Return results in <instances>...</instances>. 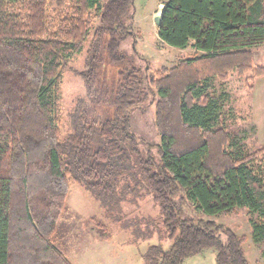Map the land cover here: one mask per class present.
Segmentation results:
<instances>
[{
    "label": "trees",
    "instance_id": "1",
    "mask_svg": "<svg viewBox=\"0 0 264 264\" xmlns=\"http://www.w3.org/2000/svg\"><path fill=\"white\" fill-rule=\"evenodd\" d=\"M47 5L0 0V264H71L53 236L73 183L105 206L147 190L170 240L158 248L161 264H182L209 248L216 264H250L246 236L201 214L244 207L253 240L264 243V145L248 152L217 126L220 100L208 93L215 77L232 71L264 75L254 64V48L264 45V0L161 3L159 39L193 53L146 81L157 97L159 162L131 131V111L148 99L140 69L105 76V65L123 62L134 0H70L53 14ZM87 38L79 77L86 96L112 111L98 121L76 115L63 134L61 74Z\"/></svg>",
    "mask_w": 264,
    "mask_h": 264
},
{
    "label": "rangeland",
    "instance_id": "2",
    "mask_svg": "<svg viewBox=\"0 0 264 264\" xmlns=\"http://www.w3.org/2000/svg\"><path fill=\"white\" fill-rule=\"evenodd\" d=\"M163 0H134V16L130 30L120 45L123 55L121 65H105V76L114 80L118 69L137 67L144 82L148 99L138 103L130 116L131 131L137 136L138 146L146 154L158 156L160 136L154 124L155 101L147 88L150 73L162 66L172 67L178 61L192 55L193 49L170 46L157 35L158 25L154 16L159 12ZM70 0H48V13L64 9ZM93 14L95 9L92 10ZM96 17L93 24H96ZM89 38L84 40L80 51L65 61L61 74L60 131L65 134L72 129V119L81 115V120H102L111 108L97 105L85 94L79 71L83 68ZM254 64L264 66V45L254 48ZM230 94L220 96L224 90ZM208 93L219 98V127L230 133L241 147L252 152L264 145V75L243 77L232 71L225 80L215 77ZM224 106V107H223ZM254 107V111L253 108ZM143 187L128 194L130 200L114 206H105L80 185L70 186L66 207L57 222L53 243L72 262L81 264H161L159 249L170 245L163 230L162 218L157 204ZM77 204V207L75 205ZM182 207L183 216L192 215L188 205ZM245 235L243 248L250 264H264V243L255 244L250 238L246 208L236 209L229 215L207 216ZM161 247V248H159ZM159 248V249H158ZM182 264H216L215 251L206 249L200 254L186 258Z\"/></svg>",
    "mask_w": 264,
    "mask_h": 264
},
{
    "label": "crops",
    "instance_id": "3",
    "mask_svg": "<svg viewBox=\"0 0 264 264\" xmlns=\"http://www.w3.org/2000/svg\"><path fill=\"white\" fill-rule=\"evenodd\" d=\"M228 94H230L226 89L223 91V93H221L220 94V96H222V97H227V96H229ZM222 104H223V102L221 103L220 102V109H219V111H221V109H222ZM224 107V106H223ZM252 108H253V111H254V107L252 106ZM263 111H264V109H263ZM234 141H236L235 139H234ZM236 143L238 144V145H240L239 144V142H237L236 141ZM241 146V145H240ZM70 195H68V197H69ZM75 207H77V204L75 205ZM244 208V207H243ZM248 224H249V231H250V238H251V240L255 243V244H257L258 242H255L254 240H253V238H252V230H251V225H250V223H249V218H248ZM67 257V256H66ZM67 259L69 260V258L67 257ZM69 262L71 263V264H81V262L80 263H78L77 261L76 262H72V261H70L69 260Z\"/></svg>",
    "mask_w": 264,
    "mask_h": 264
},
{
    "label": "water",
    "instance_id": "4",
    "mask_svg": "<svg viewBox=\"0 0 264 264\" xmlns=\"http://www.w3.org/2000/svg\"><path fill=\"white\" fill-rule=\"evenodd\" d=\"M162 7V5H161ZM160 19H161V9L160 11L154 16V20H155V23L158 25L160 23Z\"/></svg>",
    "mask_w": 264,
    "mask_h": 264
},
{
    "label": "bare ground",
    "instance_id": "5",
    "mask_svg": "<svg viewBox=\"0 0 264 264\" xmlns=\"http://www.w3.org/2000/svg\"><path fill=\"white\" fill-rule=\"evenodd\" d=\"M161 9V8H160ZM160 11V10H159Z\"/></svg>",
    "mask_w": 264,
    "mask_h": 264
}]
</instances>
